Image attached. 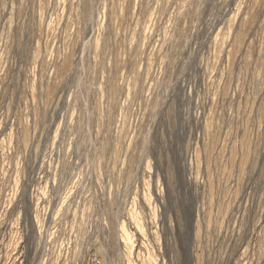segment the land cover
Listing matches in <instances>:
<instances>
[{"label":"rangeland","instance_id":"1","mask_svg":"<svg viewBox=\"0 0 264 264\" xmlns=\"http://www.w3.org/2000/svg\"><path fill=\"white\" fill-rule=\"evenodd\" d=\"M0 264H264V0H0Z\"/></svg>","mask_w":264,"mask_h":264}]
</instances>
